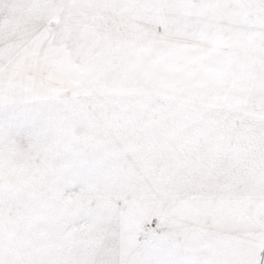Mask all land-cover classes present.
<instances>
[{
  "label": "snow or ice",
  "instance_id": "1",
  "mask_svg": "<svg viewBox=\"0 0 264 264\" xmlns=\"http://www.w3.org/2000/svg\"><path fill=\"white\" fill-rule=\"evenodd\" d=\"M0 264H264V0H0Z\"/></svg>",
  "mask_w": 264,
  "mask_h": 264
}]
</instances>
